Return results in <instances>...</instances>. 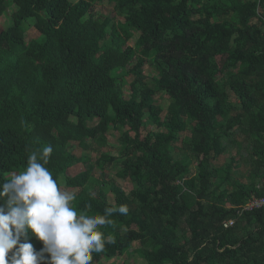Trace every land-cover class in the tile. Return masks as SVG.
Instances as JSON below:
<instances>
[{
  "label": "trees",
  "instance_id": "trees-1",
  "mask_svg": "<svg viewBox=\"0 0 264 264\" xmlns=\"http://www.w3.org/2000/svg\"><path fill=\"white\" fill-rule=\"evenodd\" d=\"M101 1L0 0V17L9 16L0 28V183L24 170L31 151L51 145L46 167L58 186L78 190V214L129 208L98 227L115 242L91 264L136 242L137 264H264V209L237 213L264 196V0H105L114 15L96 19ZM25 22L40 38L25 40ZM147 65L156 71L150 85ZM118 69L131 78L127 93L113 75ZM163 94L162 116L155 99ZM146 122L155 130L142 134ZM121 128L117 157L101 154L66 174L85 163L69 144L104 146ZM185 133L198 159L192 175L170 151ZM238 141L247 146L249 183L231 172L243 158L223 169L212 163ZM114 162L115 177L130 188L100 173L109 202L85 186L94 166ZM227 220L232 225L223 227Z\"/></svg>",
  "mask_w": 264,
  "mask_h": 264
},
{
  "label": "clouds",
  "instance_id": "clouds-1",
  "mask_svg": "<svg viewBox=\"0 0 264 264\" xmlns=\"http://www.w3.org/2000/svg\"><path fill=\"white\" fill-rule=\"evenodd\" d=\"M52 152L51 145L31 151L24 170L0 183V264H91L93 253L115 242L98 227L113 224L107 217L115 212H129L120 205L103 215L78 214L76 194L61 190L46 167ZM30 234L42 242L39 250Z\"/></svg>",
  "mask_w": 264,
  "mask_h": 264
},
{
  "label": "rangeland",
  "instance_id": "rangeland-1",
  "mask_svg": "<svg viewBox=\"0 0 264 264\" xmlns=\"http://www.w3.org/2000/svg\"><path fill=\"white\" fill-rule=\"evenodd\" d=\"M72 2L76 0H70ZM12 9H9L8 11H11ZM9 13V12H8ZM7 13V14H8ZM104 14H108V16H113L112 10L110 6L106 3L105 0H102L101 2L96 3L93 11V15L96 19H101ZM8 15L1 16L0 17V28H4L8 21ZM10 14V18H11ZM25 33L24 37L25 40L28 39H34V38H40V34L34 30L30 22H25L22 24ZM133 39L131 38L128 41L129 45H132ZM144 82L147 84H151V79H153L156 76V71L153 68V66H145L143 71ZM113 75L116 77V82L118 86L122 87L124 89V92L127 93L129 81L131 78L126 75L125 69H118L113 73ZM122 79L125 80V82H122ZM167 97L163 95H158V97L155 99V103L159 105L162 109V116L164 115L166 108H167ZM229 117V116H228ZM126 128H121L115 131H109L106 136V143L104 146H98L96 143H93L91 141H87L88 147L86 150H82L76 144H69L68 151L76 156L83 157L85 159V163H79L72 168L68 169L66 174L71 176L74 175L86 168V166H89L92 164L98 156L101 154H106L108 156H118L121 151L118 149L119 143L118 140L122 134V132ZM146 130H155V127L146 122L145 127L142 129V134L145 133ZM187 133H185L182 137V142H177V144H174V146H171L170 151L171 154L174 156V158L177 161H184L189 163L190 167V174L192 175L196 171V164L198 162V159L192 155V153L189 150V139L187 138ZM246 143L243 144V142L238 141L236 145L227 146L225 152L220 155L218 158H216L212 163L214 166L218 167L219 169H223V167L228 163L230 158H234L236 161H241L238 163V168H231V172L234 173L235 178H238L242 183H249L251 181V176L249 175V168L247 164V154L248 151L246 150ZM238 152L241 156L238 155ZM101 162V161H99ZM117 162V161H116ZM111 163L103 167V169L98 168L97 166L93 167V171L95 174L93 177L90 178L88 184L85 186L87 190L99 192L102 191L105 198L111 202L113 195L109 192V187L107 184L102 183V181L99 178V174L102 173L107 180H110L113 182V184L118 187L121 191L127 193V191L130 188V183L125 179H117L115 177V172L119 170L118 164ZM64 183L60 182L59 187L63 191L68 192H74L76 193L78 190H65L63 188ZM139 247V243H133V245L127 249L123 255L114 257L112 259H105L102 258L97 264H137L138 263V256L135 253V250Z\"/></svg>",
  "mask_w": 264,
  "mask_h": 264
},
{
  "label": "built area",
  "instance_id": "built-area-1",
  "mask_svg": "<svg viewBox=\"0 0 264 264\" xmlns=\"http://www.w3.org/2000/svg\"><path fill=\"white\" fill-rule=\"evenodd\" d=\"M257 209H264V196H252L243 205L237 209V213L241 214L244 211H252ZM233 220H227L223 224V227L231 226Z\"/></svg>",
  "mask_w": 264,
  "mask_h": 264
},
{
  "label": "crops",
  "instance_id": "crops-1",
  "mask_svg": "<svg viewBox=\"0 0 264 264\" xmlns=\"http://www.w3.org/2000/svg\"><path fill=\"white\" fill-rule=\"evenodd\" d=\"M250 171V170H249Z\"/></svg>",
  "mask_w": 264,
  "mask_h": 264
}]
</instances>
